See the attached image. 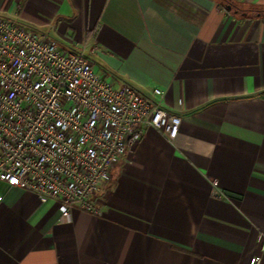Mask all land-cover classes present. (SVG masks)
<instances>
[{"label": "crops", "instance_id": "0c3cea01", "mask_svg": "<svg viewBox=\"0 0 264 264\" xmlns=\"http://www.w3.org/2000/svg\"><path fill=\"white\" fill-rule=\"evenodd\" d=\"M0 15L97 43L99 74L160 88L182 117L111 168L101 215L0 181V264H264V15L218 0H0Z\"/></svg>", "mask_w": 264, "mask_h": 264}, {"label": "built area", "instance_id": "2783aa9c", "mask_svg": "<svg viewBox=\"0 0 264 264\" xmlns=\"http://www.w3.org/2000/svg\"><path fill=\"white\" fill-rule=\"evenodd\" d=\"M89 41L63 48L34 27L0 15V181L101 215L111 168L154 127L174 141L182 117L146 94L115 86L94 67ZM4 195L0 191V203ZM264 247V244H263ZM261 255L249 264H260Z\"/></svg>", "mask_w": 264, "mask_h": 264}, {"label": "trees", "instance_id": "16d2710c", "mask_svg": "<svg viewBox=\"0 0 264 264\" xmlns=\"http://www.w3.org/2000/svg\"><path fill=\"white\" fill-rule=\"evenodd\" d=\"M223 6L231 11L244 13L248 16H260L264 15V7L248 6L244 7L242 4L237 3L234 0H218Z\"/></svg>", "mask_w": 264, "mask_h": 264}]
</instances>
